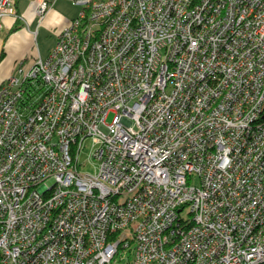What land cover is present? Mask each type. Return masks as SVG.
<instances>
[{
    "label": "built area",
    "instance_id": "1",
    "mask_svg": "<svg viewBox=\"0 0 264 264\" xmlns=\"http://www.w3.org/2000/svg\"><path fill=\"white\" fill-rule=\"evenodd\" d=\"M71 2L0 84V264H264V0Z\"/></svg>",
    "mask_w": 264,
    "mask_h": 264
},
{
    "label": "crops",
    "instance_id": "2",
    "mask_svg": "<svg viewBox=\"0 0 264 264\" xmlns=\"http://www.w3.org/2000/svg\"><path fill=\"white\" fill-rule=\"evenodd\" d=\"M40 0H16L15 9L21 14L26 24L22 21H18L12 16H4L1 20L2 28L0 32L5 30L6 35L0 41V52L3 53L0 58V84L4 81L12 72L17 64V61H21L23 56L31 55L27 59L28 64L33 57L38 53L41 57H44L50 47L55 41L56 33L74 18L79 11V5L74 4L71 0H47L52 3L51 8L48 9L43 15L40 23L38 24V18L36 15L37 4ZM69 3L72 5V11L65 10L63 4ZM41 29L43 34L51 37L52 43L45 50L43 54L37 50H31L33 46V39L35 40L36 29ZM26 55V56H25ZM16 63H15V62Z\"/></svg>",
    "mask_w": 264,
    "mask_h": 264
},
{
    "label": "rangeland",
    "instance_id": "3",
    "mask_svg": "<svg viewBox=\"0 0 264 264\" xmlns=\"http://www.w3.org/2000/svg\"><path fill=\"white\" fill-rule=\"evenodd\" d=\"M63 6L65 10L69 12L72 11L71 10L72 5H69V3L66 4L65 2ZM36 31H37L36 34H34L35 40L33 39V46L31 47V50L35 51L38 49L40 54H43L45 50L51 45L52 40L50 36L48 35L45 36V34L41 32V29L37 28ZM5 35H6L5 30L3 32H0V41H2L1 38L3 39ZM30 56L31 55H27L26 57L23 56L22 61L26 63L27 59L30 58ZM18 62L19 61H17V64ZM37 91L39 92L38 89ZM92 151H93L92 141L90 138H87L85 139L84 146L81 149L79 156H78L79 169H81L82 172L91 173V174H94L97 172L98 162L91 156ZM191 182L196 183V180L194 179ZM186 211H187V208L183 209L182 215H185ZM112 264H132V255L130 251L127 248L119 249L112 259Z\"/></svg>",
    "mask_w": 264,
    "mask_h": 264
},
{
    "label": "trees",
    "instance_id": "4",
    "mask_svg": "<svg viewBox=\"0 0 264 264\" xmlns=\"http://www.w3.org/2000/svg\"><path fill=\"white\" fill-rule=\"evenodd\" d=\"M14 4L16 5V0H14ZM16 20H18V19H16ZM19 21V20H18ZM2 55H3V53L2 52H0V58L2 57ZM36 90V89H35ZM34 90V91H35ZM34 94H33V91L32 92H27L26 94H25V96L23 97L26 101L25 102H23L24 104H28V102H29V106L30 105H32V102H34Z\"/></svg>",
    "mask_w": 264,
    "mask_h": 264
}]
</instances>
